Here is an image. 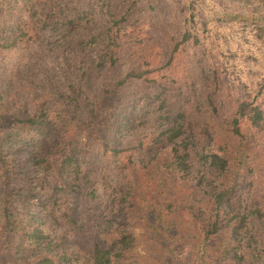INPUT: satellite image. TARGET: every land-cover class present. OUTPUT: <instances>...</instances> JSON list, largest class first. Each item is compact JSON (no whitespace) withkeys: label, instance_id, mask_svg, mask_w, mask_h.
Returning <instances> with one entry per match:
<instances>
[{"label":"trees","instance_id":"obj_1","mask_svg":"<svg viewBox=\"0 0 264 264\" xmlns=\"http://www.w3.org/2000/svg\"><path fill=\"white\" fill-rule=\"evenodd\" d=\"M136 218L135 264H264V0H0L3 264H128Z\"/></svg>","mask_w":264,"mask_h":264},{"label":"rangeland","instance_id":"obj_2","mask_svg":"<svg viewBox=\"0 0 264 264\" xmlns=\"http://www.w3.org/2000/svg\"><path fill=\"white\" fill-rule=\"evenodd\" d=\"M102 79V73H100L98 76L95 75V73H93L91 76L87 77V82L89 81L91 84V89H94L97 85V83H99V80ZM85 81L86 86L88 87V84ZM93 87V88H92ZM69 127V126H68ZM74 129V128H71ZM68 134H72V131L69 130ZM76 135L79 137H82V133L76 131ZM140 196H133L132 199H140ZM13 200V199H12ZM13 204L15 205L16 209L19 211L20 215L22 214V208L20 206V204L17 201L13 200ZM177 211H179V207L177 209ZM142 220H138L136 218V220L133 221V225L130 228L131 230V235L133 237V243L132 246L130 248V251L128 252L129 257L127 258V261H133V262H128V264H135L138 261L141 260H145L148 259L147 257V250L144 248L145 246V241H144V231L141 228L142 227ZM192 222L198 223L199 220L198 219H194ZM187 246V245H186ZM177 259L174 261H171V259H164L163 257H161L159 260H155L157 264H186L188 263V261H190L191 258V254L188 251L187 247L184 249H181L178 253H177ZM12 259V255H11V248L9 246V244L5 241L4 238H2V236H0V264L3 263H7L9 261H11ZM189 259V260H187Z\"/></svg>","mask_w":264,"mask_h":264}]
</instances>
